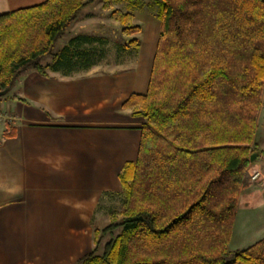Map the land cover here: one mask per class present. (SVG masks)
<instances>
[{
  "label": "trees",
  "instance_id": "1",
  "mask_svg": "<svg viewBox=\"0 0 264 264\" xmlns=\"http://www.w3.org/2000/svg\"><path fill=\"white\" fill-rule=\"evenodd\" d=\"M94 1L46 0L0 15V93L29 70L71 77L99 64L104 38L77 35L56 51ZM153 1L160 32L147 91L122 105L144 122L138 156L118 176L121 209L75 264H264V238L228 251L248 170L264 155L254 143L264 0ZM103 2L110 10L112 1ZM110 18L124 35L142 31L131 13ZM138 46L131 39L122 49Z\"/></svg>",
  "mask_w": 264,
  "mask_h": 264
},
{
  "label": "crops",
  "instance_id": "2",
  "mask_svg": "<svg viewBox=\"0 0 264 264\" xmlns=\"http://www.w3.org/2000/svg\"><path fill=\"white\" fill-rule=\"evenodd\" d=\"M45 1L0 0V15ZM92 5L82 10L70 38L90 36L84 28L95 19L88 13ZM132 16L151 29L134 63L96 64L71 77L29 70L2 95L0 264H75L91 250L84 248L100 201L119 192V174L138 156L144 122L122 105L145 95L160 32L154 17ZM257 122L254 143L264 150V90ZM250 171L262 176L240 195L232 235L238 246L264 238V165L256 161Z\"/></svg>",
  "mask_w": 264,
  "mask_h": 264
},
{
  "label": "rangeland",
  "instance_id": "3",
  "mask_svg": "<svg viewBox=\"0 0 264 264\" xmlns=\"http://www.w3.org/2000/svg\"><path fill=\"white\" fill-rule=\"evenodd\" d=\"M108 1V0H106ZM112 1V7L110 10L103 9V0H96L93 2L91 8L88 9V13L93 15L94 21L86 25L87 27L84 28V31L90 34V36L104 38L108 41L107 44L104 46L105 55L99 61V64L102 68L112 69L118 66H128L130 63H134V50L128 49L123 50L122 47L127 44L128 41L131 39H137L141 41L142 36L146 35V33H151V29H148L147 26L141 21L139 18H134L131 21V25H138L142 28L143 33L135 34V35H124L121 32L122 26L113 19L110 18V12L113 10L121 11L123 13H131L132 12H145L146 14L150 15L152 18L154 17L156 22H158L157 14H158V6L154 4L153 0H110ZM136 16V15H135ZM138 16V15H137ZM141 17V16H138ZM159 23V22H158ZM155 25L154 28L155 29ZM78 31L77 26L71 25L67 31V34L58 42L56 46V51L59 50L64 43L70 38L74 32ZM145 32V34H144ZM153 34H157L158 30H153ZM152 34V35H153ZM101 48V46L99 47ZM130 48V47H128ZM51 64V59L48 58L43 62V65ZM121 63V64H120ZM59 75V74H58ZM74 76V75H73ZM0 122H1V115H0ZM258 124V122H257ZM259 125V124H258ZM258 128V127H257ZM256 146V145H255ZM259 150V149H258ZM259 163L264 165V155H260L257 160ZM122 199L119 192L110 194L103 198L100 201V208L99 212L93 216L90 224L92 225L89 229V242L87 243L88 246L85 249H92L93 248V239H94V230L101 231L104 227H106L109 222V214L112 211H119L121 209ZM92 240V244H91ZM236 237L231 239V242L228 246V251L230 256L237 250H242L247 248L251 245L249 242L244 244L243 246L234 245V241Z\"/></svg>",
  "mask_w": 264,
  "mask_h": 264
},
{
  "label": "built area",
  "instance_id": "4",
  "mask_svg": "<svg viewBox=\"0 0 264 264\" xmlns=\"http://www.w3.org/2000/svg\"><path fill=\"white\" fill-rule=\"evenodd\" d=\"M249 180L252 182H256L261 179V173L260 171H250L248 172Z\"/></svg>",
  "mask_w": 264,
  "mask_h": 264
},
{
  "label": "water",
  "instance_id": "5",
  "mask_svg": "<svg viewBox=\"0 0 264 264\" xmlns=\"http://www.w3.org/2000/svg\"><path fill=\"white\" fill-rule=\"evenodd\" d=\"M2 95H3V93H0V96H2ZM255 158H256V154H253L250 158V162H253L255 160Z\"/></svg>",
  "mask_w": 264,
  "mask_h": 264
}]
</instances>
